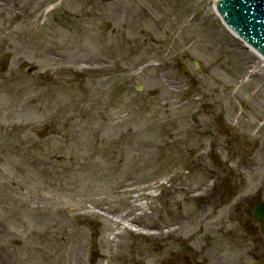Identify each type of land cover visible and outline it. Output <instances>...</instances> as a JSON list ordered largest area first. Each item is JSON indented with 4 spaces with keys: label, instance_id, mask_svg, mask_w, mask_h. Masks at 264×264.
Masks as SVG:
<instances>
[{
    "label": "rangeland",
    "instance_id": "374dc122",
    "mask_svg": "<svg viewBox=\"0 0 264 264\" xmlns=\"http://www.w3.org/2000/svg\"><path fill=\"white\" fill-rule=\"evenodd\" d=\"M213 3L0 0V264H158V238L132 231L171 218L203 242L190 198L231 149L264 187V63L202 30Z\"/></svg>",
    "mask_w": 264,
    "mask_h": 264
},
{
    "label": "flooded vegetation",
    "instance_id": "af4514ba",
    "mask_svg": "<svg viewBox=\"0 0 264 264\" xmlns=\"http://www.w3.org/2000/svg\"><path fill=\"white\" fill-rule=\"evenodd\" d=\"M207 124L216 130L211 140L225 136L217 122ZM221 146V149L230 151L231 142H224ZM210 151L209 144L203 154L204 159L212 160ZM231 151L228 158L227 154L225 157L218 155L220 162L253 158V154L245 153L242 147ZM226 162H222L211 174L214 185L206 190L199 202H194L204 206L203 216L210 222L204 241L194 238L202 231L198 235H189L185 244L174 235L161 237L157 241L158 264H215L209 259L211 257L217 259V264H264V234L254 219L255 209L264 203V187L247 190L243 185V165L235 170L228 168ZM168 222L178 224L176 218Z\"/></svg>",
    "mask_w": 264,
    "mask_h": 264
},
{
    "label": "water",
    "instance_id": "95a60500",
    "mask_svg": "<svg viewBox=\"0 0 264 264\" xmlns=\"http://www.w3.org/2000/svg\"><path fill=\"white\" fill-rule=\"evenodd\" d=\"M215 7L223 22L244 42L264 56V0H216ZM212 22H221L215 12L211 14L209 20L202 23V30L210 28ZM105 26L103 25L102 28ZM226 31L231 35L228 29ZM232 37L235 44L241 43L243 50H252L245 47L233 35ZM254 55L257 56L255 53ZM33 69L35 67L29 70ZM262 73H264V65L261 71H254L252 76H248V81L261 78Z\"/></svg>",
    "mask_w": 264,
    "mask_h": 264
},
{
    "label": "bare ground",
    "instance_id": "6f19581e",
    "mask_svg": "<svg viewBox=\"0 0 264 264\" xmlns=\"http://www.w3.org/2000/svg\"><path fill=\"white\" fill-rule=\"evenodd\" d=\"M213 10H214V7L212 8ZM215 11V10H214ZM251 52H253L252 50H250ZM263 63H264V60L262 61ZM126 230H128V229H126Z\"/></svg>",
    "mask_w": 264,
    "mask_h": 264
}]
</instances>
